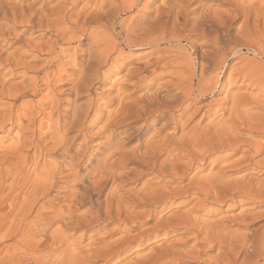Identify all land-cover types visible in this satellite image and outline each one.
<instances>
[{
	"label": "bare ground",
	"instance_id": "obj_1",
	"mask_svg": "<svg viewBox=\"0 0 264 264\" xmlns=\"http://www.w3.org/2000/svg\"><path fill=\"white\" fill-rule=\"evenodd\" d=\"M207 1L59 0L46 7L50 0L29 6L0 0V38L6 40L9 30L22 29L16 51L8 54L6 45L0 46V134L8 137L18 129L8 146H2L5 137L0 135L2 232L8 223L19 220L39 226L44 241L50 239L45 252L51 253L54 245L63 244L67 229L80 230L86 237L90 229L102 224L115 225L114 233L125 228L126 236L105 248L84 245L82 255L95 256L109 248L113 252L114 246L120 251L169 228L172 235L183 230L192 237L154 247L132 264H168L170 256L175 264L190 260L264 264V227L232 236L220 222L209 223V218L199 215L208 205L237 198L264 205V180L255 178V173L238 179L228 175L235 168L247 167L264 174V144L253 137L245 140L242 134L249 130L252 135H264V101L235 93L246 81L255 80L258 83H247L255 87L258 98L264 97V66L242 54L245 49L254 58L264 57V0H215L216 7L223 1L229 3L225 11L213 10ZM191 2L200 8L196 22L203 26L205 46L212 47L200 55L199 67L189 55L182 61L162 54H171L173 49L164 47L181 45L182 37L169 19L178 21ZM239 20L238 34L232 37V23ZM34 31L40 37L46 33L53 37L47 42L24 38ZM72 43L75 46H60ZM127 50L151 51L126 56ZM67 66L72 70H65ZM121 72L125 75L111 81L113 74ZM153 75L171 79L155 84L156 79H150ZM15 77L22 80L9 86ZM136 78L138 86L147 80L152 85L133 98L127 88L128 83L135 85ZM106 84L117 88L116 96L105 92ZM226 84H234V90L228 92L226 105H221L216 98ZM65 85L70 97L66 100ZM115 102L117 109L106 112ZM161 122L158 130L153 129ZM123 125L130 130L117 132ZM95 139H100L97 150L93 149ZM133 140L137 145L127 148ZM130 185L137 186L128 189ZM177 201L180 207L196 202L186 213L164 219ZM7 202L11 209L4 213L1 207ZM85 206L86 211L80 213ZM253 214L261 215L249 208L236 219L250 223ZM143 218L156 222L131 236ZM55 224H60L59 230L49 232ZM170 233L164 235L166 239ZM191 242L192 250L182 253L180 247ZM201 246L207 252H197ZM216 249L217 254L210 256L209 251ZM93 256L75 257L73 262L89 264Z\"/></svg>",
	"mask_w": 264,
	"mask_h": 264
},
{
	"label": "rangeland",
	"instance_id": "obj_2",
	"mask_svg": "<svg viewBox=\"0 0 264 264\" xmlns=\"http://www.w3.org/2000/svg\"><path fill=\"white\" fill-rule=\"evenodd\" d=\"M7 1L11 2V1H15V0H7ZM16 1H18V4L20 6H29L33 2L40 1V0H16ZM58 1L59 0H54V1L50 0V2L46 5V7L53 6ZM158 3H160V1ZM216 4L219 5V3L215 0H208L207 1V6H211L212 9L216 10V11L217 10L218 11H225L229 8V3L227 1H223V5L221 4V7L217 6L218 8L216 7ZM198 10L200 11V8H198V4H194L193 2H191L190 6L188 5L187 11H183V13H181L178 21H176L174 17H171L172 19L171 18L169 19V25H171L172 26L171 28L175 29L177 31V33L181 35L182 41H181V45L172 44V46L169 45L167 47H164L165 49H172L173 48L171 50V54H169V53L167 54V52H162V54H164V56H166V57L170 56V58L171 57L174 58V56H175V58L177 57V59H180L183 61V59H185V57L189 55V58H192L193 61L197 64V67H199L198 59H199L200 55L202 54V52L209 53L212 51V47L205 46L207 39H205V37H206L205 32L202 31L203 26L198 25L196 22V17H197L198 12H199ZM136 11H138V9H136L133 13L131 12L126 17L134 15L136 13ZM0 19H1L0 23L2 24L3 20H2L1 16H0ZM173 22H174V24H173ZM241 22H242V20H239V22L236 21V22L232 23L231 28H233V29H231V31H230V35L232 37L237 36L236 34H238V30L240 28ZM21 31H22L21 28H18L16 31L9 30L8 31L9 37H7L6 40H2V38H0V46L6 45V47H7L6 50H7L8 54L9 53L11 54L14 51H16V48L20 45V42L17 41V35H19L21 33ZM116 31L119 32V29L117 28ZM109 33L112 34V31L110 30ZM52 37L53 36L51 33H46L44 36L40 37V33L35 32V31L31 32V33H26L24 36L25 39L32 38V39H37L38 41H41V42H47ZM75 44L76 43H72L70 46H68V45H60V46H62L61 48H65V47L68 48L71 46H75ZM83 47H85V46H82V48ZM149 51H151V50L139 51V52L138 51H132L131 52V51L127 50L128 53H126V56L136 55L138 53H144V52L146 53ZM246 51L247 50L244 49L242 54L248 55L246 57H249V59L256 60L257 64H259V65L262 64L264 66V57L258 56V57L254 58V54L252 52L249 53L248 51L247 52ZM16 56H19V55L16 54ZM173 58H171L170 60H172ZM259 59L260 60L263 59V60L260 61ZM234 63H237V61H234L233 64ZM37 65H41V63H37ZM64 69L67 71L72 70L71 68H68V66L64 67ZM119 74H113V76L111 77V81H114L118 77L125 75V73L123 74V72H121ZM155 76H156V78H155ZM167 77H169L171 79V77L169 75H167L166 78L165 77L160 78L157 75H153L150 79H156L155 84H157L158 82L159 83H162V82L166 83L169 79ZM21 80H22L21 77H15L14 79L9 81L8 85L9 86L16 85ZM137 80H138V78L133 79V83H135ZM150 81L151 80L144 81L143 82L144 84L141 83L142 86L136 85V83H138V81H137L135 83L136 87H134L135 86L134 84L129 85L130 83H128L127 91L129 93L131 92L133 94V98L139 97L142 94H144L145 91H147L146 88H148L149 85H152V82H150ZM254 81H246L243 86H240L241 85V82H240L239 85H237V87L240 86L241 88L238 90L235 87V89H236L235 93L240 92V94H246L247 96L248 95L250 96V94H251L252 98L257 97L255 100L258 99V101H260V100L264 101V97L260 96L261 98H258L259 95H257V93H256L257 90H254L255 87H252L248 84L249 82H252L253 84L258 83V82H254ZM148 82H149V84H148ZM63 87H65L62 89L63 99H65V100L69 99L70 97L68 95V90H66V89H68V85H65ZM231 87L233 88L234 84H230V85L226 84V86L224 88V92L217 96L216 99L218 101H222V102H219L220 104L222 103V104L226 105L225 98H226L228 92L234 90ZM249 87H250V89H249ZM138 90H140V91H138ZM105 92L107 94L111 95V97L112 96L114 97L117 94V88H111L110 84H106L105 85ZM251 96L249 99H251ZM253 102H254V100H253ZM261 105L264 107L263 102ZM116 109H117V104L115 102V103L109 105L105 109V111L106 112H112V111H115ZM215 109H219V105H216ZM219 114H221V113H219ZM226 115L228 116V113ZM227 116H223V118L227 117ZM162 123L163 122L155 125V127L153 129L158 130L161 127ZM138 125H140V123L135 125V126H132L131 130L127 127V125H123L122 127L120 126L121 127L120 129L118 128L117 132L127 130V129H129L130 132L131 131L134 132L137 129ZM15 129L13 130L12 134L9 135L8 137H6V134H0L2 137H5V139H4L5 142L2 144L3 147L10 145V143L14 140L16 133L18 131L17 128H15ZM242 134H243V139H245V140L251 139V137H253L255 141L264 144V135H262V136H258V135H254V134L252 135V133L249 130H245V131L243 130ZM143 139H145V138H143ZM99 142H100V139H95L93 141V149H95V150L98 149L99 146L96 144ZM136 143H137V140H133V142L127 143L126 147L127 148L133 147V146L137 145ZM238 157H239V155H237V157L235 156L234 159H236ZM49 161H53L52 158H49ZM207 172H208V170L205 173H207ZM252 173L253 174L255 173L254 174L255 178H259L261 181L264 180V174L263 173L257 174V172H254L253 169L249 168V167H247L245 169H236L235 168L232 171H229L228 175H231L230 177L232 179H238V178H241L243 176H248ZM136 186L137 185H130V187L128 186V189L134 188ZM109 188H110V185L107 187V191L105 192V194L108 193ZM137 188H139V185ZM241 200H242L241 198H237V199L233 200V202L226 200L227 202L225 204H221V205H219V204L208 205L207 207H205L201 211V213L199 215L200 216H206L207 219L209 218V221H208L209 223L220 222L219 224H221V226L225 227L224 230L227 231L228 233L229 232L232 233V236H238L239 233H240V235H241V233L242 234H248L249 231H250L249 232V234H250L252 231H256V230H259L261 227H264V205L263 204L261 205L258 201H252V200L250 201L249 200V201L242 202ZM9 201H11V200H9ZM180 202L181 201H177V203L172 205V209H171L170 213L166 214L164 216V219L169 217L170 215H173L176 212H179L181 214L186 213L189 209H191L193 207V205L195 204L196 201H192V203L190 202V204L188 203V204L183 205L181 207L177 206V205H179ZM7 205L11 206V202H7L1 207V209H3V211H4V213L10 212L11 208H10V206H7ZM86 208H88V206L81 208L80 213L86 211ZM249 208L254 209L255 212L261 214L262 216L257 214L259 216V217H257V215L256 216L254 215L256 213H254L253 214L254 220L252 219V221H250V223L245 222V221H243V223H242V221H239L238 219H236L243 211L249 210ZM144 209L146 210V208H143V209L138 208V209H136V211L141 212ZM261 212H263V213H261ZM232 220H236V222H232ZM141 222L139 224V227L135 231L133 230V232H131V236L137 235L139 233V231H141L142 229L152 228L156 221H148L146 218H143V219H141ZM22 223L23 222L20 220L18 221V223H14V224H13V222L12 223L10 222L6 226V229H4L5 230L4 232H2V230H0V264H37V263L38 264L39 263L40 264H45V263L46 264H74L73 260L75 259V257H77L78 259H85L84 258L85 256H87V257L93 256L92 253L88 254L87 252H85V256L82 255V251H85L84 247L86 245H88L90 243H94V246L92 245L90 247V249H92V248L97 249V248H101V247L105 248L109 244L116 241L117 239H120L121 237H125L127 234V232L125 231V228H122V231H120L118 233H114L115 225H113V224H102V225L96 226L95 228H93L94 230H92V229L89 230L86 237L81 236V235H83V232L80 230L79 231H72L71 229H67L65 232L66 234H64L63 244L54 245L52 247L53 250L50 253V252H45V249L48 247L47 243L49 242L50 239H48L47 242L44 241L46 237L42 236V233H43L42 228L39 226H34V228H33V225L26 224V223H25L26 224L25 225L24 223L23 224ZM224 224H225V226H224ZM22 225L24 226L25 231H23L24 229H23ZM13 226H14V228H13ZM21 227H22V229H21ZM59 227H60V224H55L52 226V228L50 229L49 232L52 233L53 231L59 230ZM20 230H22V232ZM94 231H95V233H93ZM167 231L169 233L171 232L169 228H165L164 231H162V232H159V233L155 232L154 234H151L147 238V240H144L141 243L140 242H137V243L133 242V243H131L130 247L124 248L120 251L118 250L120 247L114 246V248L111 247V251L114 250L113 252H109L110 248L108 249V252L107 251H103L105 253L99 252L97 255L93 256L92 263H89V264H132V263H135L134 262L135 259H136V262L138 263V260L141 261L140 259H142V257L147 256L151 252V249L154 247H157L159 245H171L173 243L180 242V240L183 239L184 237H186V238L192 237L190 234L183 233V230H179L180 233L179 232H177L175 234L173 233V235H172V233H170V235H169L170 238L166 239V237L164 235L168 234ZM157 235H161V236L156 241L155 236H157ZM47 237H49V234H47ZM204 237H205L204 235L201 236V239ZM8 238H10V239H8ZM33 238H34V240H33ZM20 239H21V241H20ZM31 240H33L34 242ZM147 241H149V242H147ZM3 244L10 246L8 248V250H4L2 248L4 246ZM139 245H142V247L139 248L138 247ZM192 245H193V242L189 243L188 245H184V246L180 247L181 252L182 253L189 252L190 250H192ZM34 246H36V247H34ZM77 246H79V247H77ZM206 250H207L206 248L201 246V247H197L196 251L197 252L198 251L199 252H207ZM209 252H210L209 253L210 256H215L217 254L218 250L216 249V250L209 251ZM170 257L168 258L167 261L171 260V262H169L168 264H175V262H174L175 259L172 260L173 257H171V258ZM35 258H40V259H35ZM39 260H41V261H39ZM187 263L188 264H192V263L196 264L195 260L187 261ZM85 264H88V263H85Z\"/></svg>",
	"mask_w": 264,
	"mask_h": 264
}]
</instances>
